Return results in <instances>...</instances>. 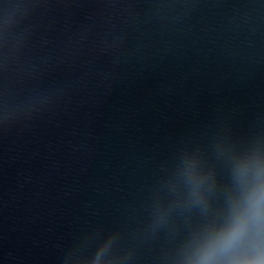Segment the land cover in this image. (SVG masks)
Wrapping results in <instances>:
<instances>
[{
    "label": "water",
    "instance_id": "1",
    "mask_svg": "<svg viewBox=\"0 0 264 264\" xmlns=\"http://www.w3.org/2000/svg\"><path fill=\"white\" fill-rule=\"evenodd\" d=\"M264 192V0H164L121 91L7 264H250L264 223L205 260Z\"/></svg>",
    "mask_w": 264,
    "mask_h": 264
},
{
    "label": "clouds",
    "instance_id": "2",
    "mask_svg": "<svg viewBox=\"0 0 264 264\" xmlns=\"http://www.w3.org/2000/svg\"><path fill=\"white\" fill-rule=\"evenodd\" d=\"M264 223V192L249 195L245 209L238 212L232 223L221 234L210 241L204 259H210L219 252H225L243 236L254 229H259ZM250 264H264V259L250 262Z\"/></svg>",
    "mask_w": 264,
    "mask_h": 264
}]
</instances>
